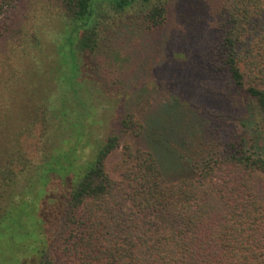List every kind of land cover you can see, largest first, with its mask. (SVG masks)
Returning a JSON list of instances; mask_svg holds the SVG:
<instances>
[{"label":"trees","instance_id":"16d2710c","mask_svg":"<svg viewBox=\"0 0 264 264\" xmlns=\"http://www.w3.org/2000/svg\"><path fill=\"white\" fill-rule=\"evenodd\" d=\"M178 7L186 42L213 33V43L207 41L213 63L200 65V73L219 81L203 93L216 102L208 115L189 125L178 121L183 135L170 152L179 166L169 176L150 147L123 141L124 133L138 137L145 129L131 112H116L109 132L93 136L98 104L82 95L88 84L78 55L101 64L110 38L136 23L155 32ZM48 19L63 26L58 52L66 64L58 103L48 107L59 120L56 139L47 137L45 105L35 109L27 141L21 133L15 138L19 150L0 141V219L22 200L35 209L32 264H264V0H0V53L9 43L25 52L38 46V25ZM125 81L121 76L118 86ZM90 88L119 91L105 78ZM170 132L159 131L153 142L165 143ZM118 147L123 157L113 176L106 159ZM32 167L37 179L2 209L6 190ZM43 189L45 209L36 200Z\"/></svg>","mask_w":264,"mask_h":264},{"label":"rangeland","instance_id":"374dc122","mask_svg":"<svg viewBox=\"0 0 264 264\" xmlns=\"http://www.w3.org/2000/svg\"><path fill=\"white\" fill-rule=\"evenodd\" d=\"M169 18L168 23L155 32L135 29L138 23L129 24L124 32H119V39L113 38L111 41L110 38L109 43L103 45L101 64L90 56H78L83 82L88 84L82 88V95H87L91 105L98 104L95 108L97 115L93 121V136L102 138L105 132H109L116 112H131L144 122L145 129L138 137L124 133L123 141H128L135 147H150L160 158L162 168L171 176L174 173L170 172L171 169L179 166V162L176 160L173 163L171 158L178 157L176 153L175 156L172 155L173 150H170L171 147L177 150L176 146L179 144L176 142H179V135H183V130L179 132L176 125L178 121L187 122L188 125L197 123L201 116L208 115L209 110L216 107V102L211 100L213 97H204L203 93H210L217 78L215 74L200 73V65L207 67L213 63L208 52L210 40L212 43L214 41L213 33L205 41L192 39L186 42L188 35L182 25V18L179 20V7L172 10ZM214 26L215 24H209L211 31ZM38 27L42 29L39 32L38 46L29 47L25 52L16 44L9 43L2 46L0 53V101L5 109L0 141H5L7 148L14 146L15 150L20 149L15 139L19 133L27 141L35 109L39 106H47V137L56 139L54 127L59 120L48 107L58 103L55 98L59 96L58 84L66 65L61 62L63 57L58 52L63 26L57 19H48ZM186 63L190 66L189 70ZM121 76H125L126 81L119 87L117 81ZM95 78H105L120 92L115 89L114 95L104 92L97 94L90 88ZM215 119L220 122L221 128H232L228 121ZM236 121L235 127L240 132V121ZM166 130L171 131L167 136L170 138L169 146L167 137L163 144L153 142L159 131ZM24 141L22 150L26 148ZM85 150L88 151L89 147ZM122 157L121 147L107 157L106 169L111 175H117ZM36 167L24 172L6 190L1 198L2 209L10 202L17 201L29 183L37 179ZM43 191L46 195L41 200L36 199L41 204V209L47 208L49 200L48 191ZM9 210L0 219V264H32L33 258L38 256L33 242L37 238L35 209H30L29 201L22 200L19 204L10 206ZM24 246L27 247V254ZM58 264L64 263L59 261Z\"/></svg>","mask_w":264,"mask_h":264}]
</instances>
